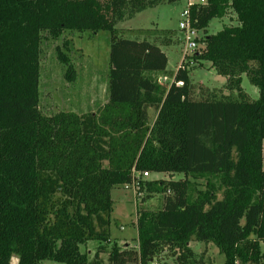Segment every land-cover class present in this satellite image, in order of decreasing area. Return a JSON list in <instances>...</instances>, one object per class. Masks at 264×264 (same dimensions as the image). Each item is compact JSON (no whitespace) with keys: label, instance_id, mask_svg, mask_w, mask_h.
I'll return each mask as SVG.
<instances>
[{"label":"trees","instance_id":"1","mask_svg":"<svg viewBox=\"0 0 264 264\" xmlns=\"http://www.w3.org/2000/svg\"><path fill=\"white\" fill-rule=\"evenodd\" d=\"M178 1L0 0V264H13L12 259L16 264H103L104 246H98L92 260L80 247L90 240L110 242L106 232H95L93 222L107 227L110 189L133 184L149 195L162 194L163 206L139 211L136 244L114 243L108 264H154L165 253L172 264H201L205 252L196 255L191 238L213 245L223 264L264 261V0H205L190 6L197 31L228 9L237 21L215 35H203L192 56L208 62L236 96L204 90L199 99L193 97L185 69L175 76L182 87L157 82L167 57L156 43L116 38L118 23ZM66 30L110 34L109 105L101 124L120 118L128 123L106 150L91 151L109 163L120 159L107 171L106 191L96 196L85 191L73 196L64 184L75 174L65 176L49 156L52 131L37 109L42 42L57 40ZM59 58L70 79L67 59ZM243 74L258 89L257 100L242 91ZM148 105L158 106L157 115L142 130L149 127L144 123ZM121 112L126 115L119 117ZM63 167L70 170L69 164ZM143 173L182 174L184 180L145 182L136 176ZM199 180L203 190L197 188ZM58 193L78 197L82 208L70 215L67 198L55 200Z\"/></svg>","mask_w":264,"mask_h":264},{"label":"rangeland","instance_id":"2","mask_svg":"<svg viewBox=\"0 0 264 264\" xmlns=\"http://www.w3.org/2000/svg\"><path fill=\"white\" fill-rule=\"evenodd\" d=\"M186 0H179L174 4H163L154 8L144 10L129 20L116 25V38L130 40L147 39L156 43L168 58L165 74L169 78L174 75L175 69L181 63L184 54L181 35L178 31L180 13L186 7ZM236 17L229 9L221 18L211 20L203 31H198L196 36L200 40L203 35H215L226 27L235 26ZM110 34L107 31H98L92 34L89 31H63L57 40H43L40 55L39 75V103L38 112L51 128L52 144L49 156H54L56 165L64 172L65 176H73L66 184L72 195H81L83 191L89 196H96L98 192L106 191L107 171L120 159L109 160L93 157L91 151L106 150L108 144L118 138L116 133L120 129L128 128L126 119L120 118L117 123L109 125L101 124L103 115L106 116L108 103V71H109V45ZM197 40V41H198ZM195 52H198L201 45ZM192 53V56L195 55ZM65 57L70 70V79L64 74L67 65L61 62L59 57ZM190 56V55H188ZM191 56V59H192ZM188 60V59H186ZM185 70L188 71L190 84L193 86V97L199 99L204 90L215 96H236V92L230 93L225 89L226 79L218 76L208 62H196L193 59L191 64L185 63ZM161 76V75H160ZM241 89L250 100H257L258 89L250 84L248 77L241 76ZM156 105L147 108L145 124L150 128L157 115ZM118 115V114H116ZM123 115V116H122ZM126 113L121 112L119 117ZM72 121L78 125L72 124ZM122 122L123 124H119ZM72 125H68V124ZM98 124V125H97ZM144 124V126H145ZM103 147V149H101ZM110 150V149H109ZM69 164L70 170L66 172L63 167ZM263 170H264V144H263ZM50 173V172H47ZM81 175L83 177L81 178ZM141 180L147 181H183L182 174L148 177L139 176ZM191 181V178H188ZM198 189H204V181L199 180ZM61 182L59 185L61 186ZM109 196L113 202L112 213L107 227H99L94 221L95 232H106L110 242L103 239L87 241L80 247L81 252L87 254L92 260L99 245L106 248L107 253L101 255L103 264H108V252L112 245L118 246L136 244L135 220L141 210L158 211L163 206L162 194H147L140 186L131 185L117 186L110 189ZM64 201L67 198L69 214H74L79 204L78 197L55 195ZM218 198H221L219 193ZM85 214V213H83ZM104 225L106 215H100ZM189 247L196 255L205 252L201 264H223L224 257L218 253L213 245L205 247L203 243L196 242L191 238ZM260 251L264 254V243H261ZM13 264L17 263L12 259ZM172 264V258L166 253L159 256L154 264ZM40 264H60L52 261H43ZM264 264V261L261 263Z\"/></svg>","mask_w":264,"mask_h":264},{"label":"built area","instance_id":"3","mask_svg":"<svg viewBox=\"0 0 264 264\" xmlns=\"http://www.w3.org/2000/svg\"><path fill=\"white\" fill-rule=\"evenodd\" d=\"M186 1H187L186 7L180 13L181 19L178 25V31L180 32V35H181V41H182V47L184 50V54L181 57V63L178 62L179 67L175 69L176 71L173 76H171L170 78L167 75H161L157 77V82L159 84H164L167 86H170L171 84H175L178 87H182L183 82L176 81L175 76L179 69L186 68L184 65L185 63L189 62L191 64L192 53H194L199 47L198 46L199 44L197 43L198 39L196 36L198 31L192 26L189 8L190 6L195 5V4L196 5L205 4V0H186ZM167 63H168V58H167ZM140 175L137 174L136 176L139 177ZM149 175H150L149 173L142 174L143 177H148ZM133 185H136V184H133Z\"/></svg>","mask_w":264,"mask_h":264},{"label":"crops","instance_id":"4","mask_svg":"<svg viewBox=\"0 0 264 264\" xmlns=\"http://www.w3.org/2000/svg\"><path fill=\"white\" fill-rule=\"evenodd\" d=\"M151 175H152L153 177H154V176H157V177H158V176H160L161 174H151ZM151 181H152V180H151ZM260 246H261V244H260Z\"/></svg>","mask_w":264,"mask_h":264}]
</instances>
